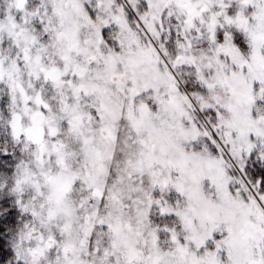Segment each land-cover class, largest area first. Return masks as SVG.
<instances>
[{
	"label": "snow or ice",
	"instance_id": "6c2138e0",
	"mask_svg": "<svg viewBox=\"0 0 264 264\" xmlns=\"http://www.w3.org/2000/svg\"><path fill=\"white\" fill-rule=\"evenodd\" d=\"M0 264H264V0H0Z\"/></svg>",
	"mask_w": 264,
	"mask_h": 264
}]
</instances>
